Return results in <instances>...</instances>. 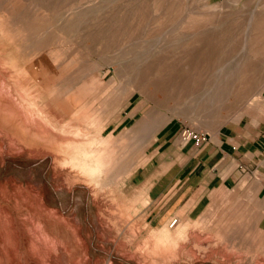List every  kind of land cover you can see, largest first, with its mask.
Here are the masks:
<instances>
[{
  "label": "rangeland",
  "instance_id": "obj_1",
  "mask_svg": "<svg viewBox=\"0 0 264 264\" xmlns=\"http://www.w3.org/2000/svg\"><path fill=\"white\" fill-rule=\"evenodd\" d=\"M263 110L264 0H0V264H264L244 193L151 221L129 178Z\"/></svg>",
  "mask_w": 264,
  "mask_h": 264
},
{
  "label": "crops",
  "instance_id": "obj_2",
  "mask_svg": "<svg viewBox=\"0 0 264 264\" xmlns=\"http://www.w3.org/2000/svg\"><path fill=\"white\" fill-rule=\"evenodd\" d=\"M181 129L176 122L160 128L147 161L129 177L146 192L150 220L197 218L219 191L237 190L252 199L247 206L264 231V110L207 132L200 143H182Z\"/></svg>",
  "mask_w": 264,
  "mask_h": 264
},
{
  "label": "built area",
  "instance_id": "obj_3",
  "mask_svg": "<svg viewBox=\"0 0 264 264\" xmlns=\"http://www.w3.org/2000/svg\"><path fill=\"white\" fill-rule=\"evenodd\" d=\"M207 135V132L197 131L190 127H184L180 131V140L182 143H187L191 140H194L196 143H200ZM176 222L177 219H174L171 225H174Z\"/></svg>",
  "mask_w": 264,
  "mask_h": 264
}]
</instances>
